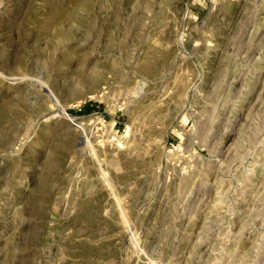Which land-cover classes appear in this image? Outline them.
<instances>
[{"label": "rangeland", "instance_id": "rangeland-1", "mask_svg": "<svg viewBox=\"0 0 264 264\" xmlns=\"http://www.w3.org/2000/svg\"><path fill=\"white\" fill-rule=\"evenodd\" d=\"M0 264H264V0H0Z\"/></svg>", "mask_w": 264, "mask_h": 264}, {"label": "bare ground", "instance_id": "bare-ground-1", "mask_svg": "<svg viewBox=\"0 0 264 264\" xmlns=\"http://www.w3.org/2000/svg\"><path fill=\"white\" fill-rule=\"evenodd\" d=\"M56 149H57V147H56ZM56 151H58V149Z\"/></svg>", "mask_w": 264, "mask_h": 264}]
</instances>
